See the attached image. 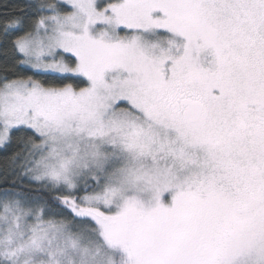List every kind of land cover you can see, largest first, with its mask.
I'll return each instance as SVG.
<instances>
[{"label": "snow or ice", "instance_id": "snow-or-ice-1", "mask_svg": "<svg viewBox=\"0 0 264 264\" xmlns=\"http://www.w3.org/2000/svg\"><path fill=\"white\" fill-rule=\"evenodd\" d=\"M0 264H264V0H0Z\"/></svg>", "mask_w": 264, "mask_h": 264}, {"label": "trees", "instance_id": "trees-1", "mask_svg": "<svg viewBox=\"0 0 264 264\" xmlns=\"http://www.w3.org/2000/svg\"><path fill=\"white\" fill-rule=\"evenodd\" d=\"M6 2L12 6V5H16L22 2V0H6Z\"/></svg>", "mask_w": 264, "mask_h": 264}]
</instances>
